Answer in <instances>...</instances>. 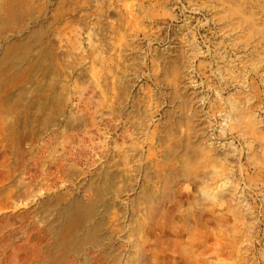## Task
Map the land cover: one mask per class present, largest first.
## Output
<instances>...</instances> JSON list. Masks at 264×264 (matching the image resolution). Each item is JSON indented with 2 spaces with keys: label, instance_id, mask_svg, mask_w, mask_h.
I'll return each mask as SVG.
<instances>
[{
  "label": "rangeland",
  "instance_id": "1",
  "mask_svg": "<svg viewBox=\"0 0 264 264\" xmlns=\"http://www.w3.org/2000/svg\"><path fill=\"white\" fill-rule=\"evenodd\" d=\"M0 264H264V0H0Z\"/></svg>",
  "mask_w": 264,
  "mask_h": 264
},
{
  "label": "bare ground",
  "instance_id": "2",
  "mask_svg": "<svg viewBox=\"0 0 264 264\" xmlns=\"http://www.w3.org/2000/svg\"><path fill=\"white\" fill-rule=\"evenodd\" d=\"M93 186L94 198L91 201L72 200L47 224L53 240L46 247L48 252H78L86 246L95 247L100 243L104 217L98 212L99 202L113 189V178L105 174Z\"/></svg>",
  "mask_w": 264,
  "mask_h": 264
}]
</instances>
